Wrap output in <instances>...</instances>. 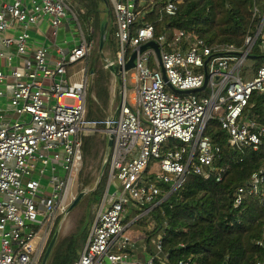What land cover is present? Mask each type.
Wrapping results in <instances>:
<instances>
[{
    "label": "built area",
    "instance_id": "built-area-1",
    "mask_svg": "<svg viewBox=\"0 0 264 264\" xmlns=\"http://www.w3.org/2000/svg\"><path fill=\"white\" fill-rule=\"evenodd\" d=\"M107 2L117 50L114 58L104 59V68L123 78L122 101L115 115L92 121L87 119V96L94 74L90 78L83 71L79 82L67 77V68L86 60L93 48L75 13L64 0H33L31 9L24 0H0V60L10 68L13 57L2 48L15 47L18 55H27L31 31L41 19L49 18L55 36L68 19L80 32L79 44L67 54L58 51L54 67L48 49L41 47L23 68L12 70L10 107L0 109V264H42L53 230L76 198L73 185L83 169V137L99 128L113 135L109 187L119 181L120 189L111 193L108 187L76 264H200L194 255L170 258L155 210L191 174L224 180L228 167L215 166L221 147L206 135L210 122L219 120L232 148L259 151L264 146V126L250 112L253 93H264V65L252 80L240 73L262 36L264 13L242 47L210 46L184 30L157 35L152 23L142 22L157 0ZM182 2L167 0L163 13L176 16ZM258 13L255 9L254 16ZM16 27L21 28L16 37L5 35ZM261 40L264 52V36ZM152 41L160 53L153 48L138 53L128 96L130 72L123 69L133 52ZM206 78V88L198 92ZM6 79L0 68V98ZM170 86L197 92L180 94ZM6 114L15 121H7ZM24 115L30 120H22ZM60 163L64 176L56 174L54 164ZM48 167L52 175L44 185ZM252 197L264 201V165L236 190L233 207ZM129 209L134 212L126 218ZM135 225L145 230L146 244L138 254L137 239L128 233ZM185 248L179 244L176 252Z\"/></svg>",
    "mask_w": 264,
    "mask_h": 264
},
{
    "label": "trees",
    "instance_id": "trees-1",
    "mask_svg": "<svg viewBox=\"0 0 264 264\" xmlns=\"http://www.w3.org/2000/svg\"><path fill=\"white\" fill-rule=\"evenodd\" d=\"M166 2L157 0L141 21L152 23L157 35L184 30L196 34L210 46L242 47L246 37L256 33L264 13V0H183L176 16L169 17L162 11ZM76 4L84 9V21L92 14L98 22V0H76ZM255 9L259 12L256 16ZM263 36L264 29L252 51V59L257 62L255 72L264 65V52L260 48ZM105 80L103 76L98 83L101 99L108 95ZM250 106L254 119L264 126V93L254 92ZM88 119H99L91 108ZM206 135L221 147V158L215 166L228 167L227 175L222 182H217L215 178L206 180L191 174L184 186L155 210L157 229L162 227L166 232V251L174 260L194 255L200 264H264V245H259L264 242V201L252 197L241 207H233L236 190L264 165V146L259 151L230 147L219 120L210 122ZM88 137L83 154L87 151ZM107 178L108 173L92 194L94 200L102 201ZM84 222L83 219L77 233L57 243L49 264H76L94 223L88 220L84 225ZM179 244L186 248L176 252Z\"/></svg>",
    "mask_w": 264,
    "mask_h": 264
},
{
    "label": "crops",
    "instance_id": "crops-1",
    "mask_svg": "<svg viewBox=\"0 0 264 264\" xmlns=\"http://www.w3.org/2000/svg\"><path fill=\"white\" fill-rule=\"evenodd\" d=\"M32 1L33 0H24V3L26 4V6L29 9L32 8ZM64 1L68 5V7L72 10V12H74L75 15L77 16L80 27L84 33V29H83L82 23L80 21V17H84V14H85L84 9L82 7L76 5V7L78 9L75 8L76 10H74L73 9L74 7H72V1L73 0H64ZM98 2L100 4L99 20H98V22H96V20L92 14L90 15L91 17L89 16L88 20L85 21V24L89 25L90 37H87L85 35V33H84V36L90 42H92V47H93V42L96 38L94 33L96 31H97V33H99V37H100V41H101L102 25L105 23L107 26V34H106L104 46L102 48L100 47V49L103 50L105 52V55H107L108 57H113L112 51L110 50V46L115 45L116 40H115V25H114V21H113L112 12L109 8V4H108L107 0L106 1L98 0ZM104 5H106V7H107L106 10H104ZM54 31L55 30L51 26L49 18L46 17V18L41 19L38 22L37 26L32 29L31 38H30V41L28 44V54L27 55H25V56L18 55L15 47H12L10 49L2 48L3 53L13 57L12 68H10L4 60H0V68L2 69V71L7 76L5 83L1 86V89L5 93L3 98H5V101L7 103L6 109H4V110L1 109L4 112L6 110H8L10 107L9 100L12 96L13 86L15 84V80L11 77V73H12V70L14 68H18V69L23 68L25 66V63L28 60L30 61V60L34 59L35 51L41 47L48 49V51H49V54H48L49 62L51 64V66L54 67L55 64L57 63V61L59 60L58 51H63L64 54H67L79 44V41H80L79 27H78L77 23L75 21H73L72 19H68V20L64 21V24L57 31V36L54 35ZM20 32H21V28L16 27L12 30H9L5 35L10 36V37H16ZM99 46H100V44H99ZM90 56L91 55H89V57L86 60L79 62V63L85 65V67L83 66L79 71H75L69 75V68L73 67L74 65L69 66L67 68V77L70 79L71 82H79L83 76V71H86L88 73V75L90 76V78L93 74H94V77H96L95 65L98 64V60H97L96 56H95V58H91ZM90 58L93 60L91 61ZM79 63H77V64H79ZM129 72L131 74L133 73L132 70ZM111 76H112V78H110V80H109V82H110L109 85H107V83H106L107 80H105V85L107 87V94L108 95L106 98L102 99L103 104L106 107H109V109H111L112 112L114 111L113 114H111L109 117H111L117 113V109H118V107L122 101V96H121V91H120L121 86L116 89V87H117L116 79L114 78V77H119V76H116L114 74H111ZM93 83H94V78L92 80V84H90L89 90L92 88ZM45 84H47V82H45ZM98 88L99 87H97L96 94L91 95V101L89 103H88V96H87L88 112H89L90 108L93 109V105H95L94 102H96V101L94 99L100 98L99 94H98L99 93ZM118 95H119V97H118ZM115 103H118L117 106H114ZM7 115H9V114H6V120L7 121H15V119H16L15 116L10 115L9 117H7ZM97 115H98L99 119H94V121L95 120H101L102 121V120L109 118V117H107V118L103 119V117L100 114H97ZM21 119L24 121L30 120L28 115H24ZM87 119H88V113H87ZM99 131H101V133L103 134V139H104L105 146H106L107 145L106 135L104 134L102 129ZM99 131L91 132L90 134L85 135L83 137V146H84V141L88 136L90 137V135L97 133ZM110 155H111V152H110ZM54 167L57 169L56 174L58 172L60 175L61 174L65 175L61 170L62 169L61 163L59 165L54 164ZM108 168H109V165H108ZM81 172H80V174H81ZM109 172H110V168H109ZM47 173H49V174H47ZM47 173H46V178H45L47 180V183L44 185H48L49 177H51V175H52L51 167L47 168ZM108 187H109V184H107V186H106L105 194L107 193ZM109 189L111 190V186L109 187ZM105 194L103 196L102 202L104 201ZM133 236H135L136 239H138V237L135 234H133Z\"/></svg>",
    "mask_w": 264,
    "mask_h": 264
},
{
    "label": "rangeland",
    "instance_id": "rangeland-1",
    "mask_svg": "<svg viewBox=\"0 0 264 264\" xmlns=\"http://www.w3.org/2000/svg\"><path fill=\"white\" fill-rule=\"evenodd\" d=\"M76 5H77L76 0H73L72 1V7H74L73 8L74 10L78 9L76 7ZM106 9H107V7H106V5H104V10H106ZM80 21L82 23L85 35L87 37H90L89 25L85 24L83 17H80ZM94 35L96 36V38L93 42V48H92V51L90 53V55H91L90 57L95 58V56H96V58L98 60V64L95 65L96 77H94L93 86L90 90H88V103L91 101V95L96 94L98 83L100 82L101 78L103 76L106 77L107 85H109V83H110L109 80H110V78H112L110 72L104 68L105 65H104L103 61L108 56L105 55V52L100 49L99 33H97V31H96L94 33ZM110 50L112 51L113 58H114L115 54H116V50H117L116 43H115V45L110 46ZM91 58H90V60L92 61L93 59H91ZM256 64H257V62L254 59L249 58L247 60V62L243 65V67L240 70V73L243 76L244 80H252L254 78ZM83 66L85 67L84 64L79 63V64H76L73 67L69 68V75L75 71H79ZM130 76H131V73H129L127 76L128 96H130V94L132 93V88H133L131 85V82H130V80H131ZM114 78L116 79V85H117L116 89L119 88L120 86L123 87V78L122 77H114ZM118 97H119V95H118ZM94 100L96 102H94L95 105H93V111L97 114H100L103 117V119H105V118L109 117L111 114H113L114 111L112 112V110L109 109V107H106L103 104V101L101 98H96ZM66 103L72 104L73 102L71 100H67ZM6 104L7 103L5 101V98H0V109H3V110L6 109ZM117 104L118 103H115L114 106H117ZM9 116H10V114L7 115V117H9ZM101 129L102 128H99V130H101ZM105 152H106V146H105L103 134L101 133V131L90 135L89 142L87 143V151L84 152V164H83L82 172H81V174H79V177L77 178V180L74 182V185H73V193L76 197H78L80 192L83 190H87V194L80 201V203L76 206V208L66 218V221L64 222V224L60 230L59 241L64 239V238H67L68 236H70L72 234L77 233L83 219L85 220L84 225L86 224V222L88 220L94 221L96 213L99 210V206L101 205L102 201L100 202V201L94 200L92 194L98 189V186L102 182L106 173H108L107 184H109V168H108V166L106 167V169L102 175L103 159H104ZM62 172L64 173L63 170H62ZM47 174H49V173H47ZM57 175L64 176L63 174L60 175L58 172H57ZM46 183H47V180L43 179V184H46ZM97 184H98V186H97ZM117 189H120V182L119 181H115L114 186H111L110 192L115 193V191ZM133 212H134V210L129 209V213H128V216H126V218L130 217L133 214ZM135 215H137V213H135ZM61 219H62V217L59 219V221ZM57 225H56V227H57ZM56 227H55V229H56ZM55 229L53 230V232L51 234L50 241H51L52 235L54 234ZM128 233L131 234L132 236H133V234H135L138 237V239L135 241V247L137 249L136 250L137 254L139 252H143V247L146 244L145 238H144L145 230L142 229V227L140 225H135L134 227H132L128 231ZM50 241L48 242V245H49ZM46 250H47V248H46ZM46 250H45V252H46ZM45 252H44V255H45ZM42 264H43V261H42Z\"/></svg>",
    "mask_w": 264,
    "mask_h": 264
},
{
    "label": "water",
    "instance_id": "water-1",
    "mask_svg": "<svg viewBox=\"0 0 264 264\" xmlns=\"http://www.w3.org/2000/svg\"><path fill=\"white\" fill-rule=\"evenodd\" d=\"M104 1H106V0H104ZM106 34H107V26L104 23L102 25V32H101V41H100V47L101 48L104 46V42H105V39H106ZM148 48L155 49V51L159 55L160 49L157 46V44L155 42H153V41L149 42L148 44L141 46L137 51L133 52V54L131 55L129 61L127 62L126 66L124 67L123 70L125 72H129V71L133 70L135 68V60L137 58L138 53H143ZM249 58L252 59L253 56L250 55ZM207 63L208 62H206V66H205V71L206 72H207ZM115 74H116V76L119 75V73L116 72V71H115ZM206 86H207V78L205 80L204 86L200 90H198V92L203 91L206 88ZM170 88L174 92L180 93V94H190V93L197 92V91H178V90H175L174 88H172L171 86H170ZM105 135H106V138H107V145H106V152H105L104 159H103L102 175H103L106 167L109 165L110 152L112 150L113 139H114L113 135L110 134V133H106ZM97 186H98V184H97ZM86 194H87V190L81 191L80 194L78 195V197H76L74 199V201L72 202L71 206L68 209L67 214L65 216H63L62 219L59 221V223H58V225H57V227H56V229L54 231V234H53V236L51 238V241H50V243H49V245L47 247V250L45 252V255H44V258H43V264H48L49 263L51 255H52L57 243L59 242V236H60L61 227L63 226L64 222L66 221V218L68 217V215L76 208V206L86 196Z\"/></svg>",
    "mask_w": 264,
    "mask_h": 264
}]
</instances>
